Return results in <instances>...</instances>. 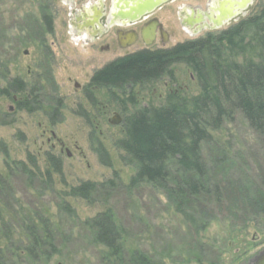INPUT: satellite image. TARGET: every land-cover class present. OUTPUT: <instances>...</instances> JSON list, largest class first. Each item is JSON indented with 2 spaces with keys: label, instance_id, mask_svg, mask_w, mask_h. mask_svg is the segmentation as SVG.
I'll return each mask as SVG.
<instances>
[{
  "label": "rangeland",
  "instance_id": "1",
  "mask_svg": "<svg viewBox=\"0 0 264 264\" xmlns=\"http://www.w3.org/2000/svg\"><path fill=\"white\" fill-rule=\"evenodd\" d=\"M64 1L0 0V210H8L9 205L14 214L28 213L50 222V235L60 254L49 264H104L102 249L91 244L87 223L105 213L118 226L123 258L138 250L153 254L155 264H247L254 259L264 250V231L255 230L253 224L238 225L228 239L220 223L196 232L174 214L161 193L146 185L129 186L136 166L117 147L124 120L143 108L163 107L171 94L196 97L200 92L196 75L185 63L176 62L148 83L93 89L90 80L98 71L144 47L123 49L112 43L109 51L100 52L97 45L81 46L69 37V16L89 0H74L71 6ZM207 1L177 0L153 14L169 31L163 50L230 29L203 30L195 36L182 32L175 7L199 6L204 11ZM109 7L110 0H104L105 16ZM263 7L264 0H253L248 17L240 22ZM15 82L23 85V92L7 88L10 83L17 88ZM19 104L33 111L20 109ZM115 116L121 121L113 126ZM215 136L232 162L222 174L252 179L251 174L264 170V139L242 119L226 124ZM21 170L30 176L21 175ZM6 173L13 176L6 180ZM4 181L9 185L4 186ZM87 182H112L114 187L99 190L88 200L69 197L71 189ZM214 215L221 219L217 212ZM12 243L0 232L1 248H18L16 238ZM199 256L204 262H197Z\"/></svg>",
  "mask_w": 264,
  "mask_h": 264
},
{
  "label": "trees",
  "instance_id": "2",
  "mask_svg": "<svg viewBox=\"0 0 264 264\" xmlns=\"http://www.w3.org/2000/svg\"><path fill=\"white\" fill-rule=\"evenodd\" d=\"M47 25L50 31L51 23ZM176 62L185 63L196 75L200 92L191 99L168 95L163 107L143 108L124 120L123 138L117 147L136 166L130 188L146 185L161 193L171 202L174 214L196 232L215 222L225 227L226 239L238 225L253 224L263 233L264 170L251 174L252 179L222 174L232 162L215 135L240 118L264 139V7L218 36L209 34L169 50H144L117 59L98 71L92 83L113 89L148 83L165 75ZM15 83L17 88L11 83L7 88L23 92V85ZM19 108L33 111L26 104ZM59 171L55 166V173ZM19 173L30 176L25 170ZM4 176L9 180L13 175ZM113 187L112 182L82 183L70 190L69 197L88 200L99 190ZM63 205L70 215L69 207ZM7 207L0 210V232L8 244L14 238L19 244L13 250L11 245L10 249L0 246V264H49L52 257L59 256L48 220L28 213L17 215ZM87 225L91 244L102 249L104 264L157 263L153 254L138 250L122 257V237L109 213ZM198 259V263L204 262L200 256Z\"/></svg>",
  "mask_w": 264,
  "mask_h": 264
},
{
  "label": "flooded vegetation",
  "instance_id": "3",
  "mask_svg": "<svg viewBox=\"0 0 264 264\" xmlns=\"http://www.w3.org/2000/svg\"><path fill=\"white\" fill-rule=\"evenodd\" d=\"M73 1L74 0H65L64 2L67 6H71ZM252 2L253 0H208L204 11L201 10V7L199 6L191 7L189 5H180L175 7L178 26L181 28L182 32H185V34L187 32L190 36H195L206 28L214 27L212 21H214L216 17H214L212 21L210 20V12H212V10L218 11L219 9H223L228 11L227 15L230 13L231 17L227 20L221 21V28H231L236 26L241 19L243 20L246 16L248 17L246 12H248ZM167 3L172 2L162 4L149 16L137 23L124 27L113 26L107 28L106 16L103 14L104 0H89L82 4L79 10L70 11L71 14L69 16L70 25L68 27V34L70 39L75 42H79L81 46L87 45L91 48H95L97 45L100 52L109 51L112 43H115L118 48L123 49L141 44V47L144 48L143 50H139L137 52L148 50L149 47H153L154 45H156L157 50H163V47H165V44L170 36L169 31L164 30L159 18L153 14ZM241 7L244 8L241 10ZM101 13L102 16H100ZM99 16L100 18L98 24H94V20ZM104 16V21L100 23ZM215 22L217 21L215 20ZM152 25L155 27L154 38L152 39L151 45L146 46L144 41L147 39L146 37L142 39L141 33L143 31H149L148 29ZM132 37H134L133 43L128 45L127 42ZM137 52H133L131 54H135ZM90 82H92V79ZM91 84L93 89L106 88L102 86L96 87L93 83ZM77 85L78 84L76 83L73 85L75 89H77Z\"/></svg>",
  "mask_w": 264,
  "mask_h": 264
},
{
  "label": "water",
  "instance_id": "4",
  "mask_svg": "<svg viewBox=\"0 0 264 264\" xmlns=\"http://www.w3.org/2000/svg\"><path fill=\"white\" fill-rule=\"evenodd\" d=\"M110 7L106 15L107 28L113 26H120L121 23L134 24L143 17L150 15L156 8L161 6L166 2H174L177 0H110ZM179 1V0H178ZM244 7H241V10ZM228 11L219 9L218 11L212 10L210 12V20L212 21L215 18L217 22L212 21L214 27L206 28V31H217L221 28L223 20H227L231 17ZM227 15V16H226ZM102 16V13L100 14ZM100 16L94 20V24H98ZM93 26V25H92ZM154 25H152L148 30L141 33L142 39L146 37L144 44L146 46L151 45L152 39L154 38ZM134 37L129 39L127 42L128 45L133 43ZM120 119L118 116H115L110 122L111 125H118ZM255 236L253 237V240ZM247 264H264V250L261 251L254 259L249 261Z\"/></svg>",
  "mask_w": 264,
  "mask_h": 264
},
{
  "label": "bare ground",
  "instance_id": "5",
  "mask_svg": "<svg viewBox=\"0 0 264 264\" xmlns=\"http://www.w3.org/2000/svg\"><path fill=\"white\" fill-rule=\"evenodd\" d=\"M149 16V15H148ZM147 17V16H146ZM145 17H143V18H141L140 20H142V19H144ZM140 20H138L137 22H139ZM136 22V23H137ZM120 24V26L119 27H124V26H128V25H131V24H127V23H119Z\"/></svg>",
  "mask_w": 264,
  "mask_h": 264
}]
</instances>
